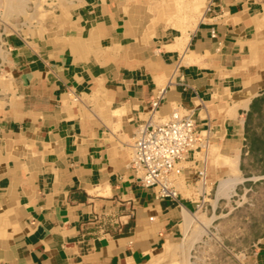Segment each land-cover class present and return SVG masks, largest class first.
<instances>
[{"label":"crops","instance_id":"1","mask_svg":"<svg viewBox=\"0 0 264 264\" xmlns=\"http://www.w3.org/2000/svg\"><path fill=\"white\" fill-rule=\"evenodd\" d=\"M154 3L68 0L61 27L2 37L0 264H140L209 192L259 181L261 3L206 0L182 25ZM173 108L209 132L222 165L194 153L176 196L158 198L127 164L136 125ZM246 258L264 264V234Z\"/></svg>","mask_w":264,"mask_h":264},{"label":"rangeland","instance_id":"2","mask_svg":"<svg viewBox=\"0 0 264 264\" xmlns=\"http://www.w3.org/2000/svg\"><path fill=\"white\" fill-rule=\"evenodd\" d=\"M3 1L0 0V41L4 36L39 35L49 25L59 28L68 16V0H10L4 6ZM205 1L155 0L156 18L167 17L169 23L182 25L202 11ZM259 3V15L264 18V0ZM5 82L4 91L9 81L4 73L0 74V86ZM209 139L208 149H201L199 156L205 154L212 163L222 165ZM176 177L177 182L181 181V174ZM209 193L197 201L177 238L152 252L140 264H247L252 245L264 234V162H259V181L242 180L230 192H215L217 197L214 192Z\"/></svg>","mask_w":264,"mask_h":264},{"label":"built area","instance_id":"3","mask_svg":"<svg viewBox=\"0 0 264 264\" xmlns=\"http://www.w3.org/2000/svg\"><path fill=\"white\" fill-rule=\"evenodd\" d=\"M162 98L163 90H159L151 99L152 114L157 113ZM208 138L209 132L202 130L191 113L173 108L163 116L136 125L127 165L134 170L140 186L152 189L158 198H174L175 177L183 168L181 163L206 149Z\"/></svg>","mask_w":264,"mask_h":264},{"label":"bare ground","instance_id":"4","mask_svg":"<svg viewBox=\"0 0 264 264\" xmlns=\"http://www.w3.org/2000/svg\"><path fill=\"white\" fill-rule=\"evenodd\" d=\"M19 2H21V0H19ZM2 3H3V6H4V5H9L11 2H10V0H9V1H5V0H4ZM221 184L224 186V185H225V182H223V183H221ZM220 190H221V189H220ZM184 217H185V216H184ZM186 218H188V219H186L185 222H188V221L190 220V218H189L188 216H187ZM189 223H190V222H189ZM186 224H187V223H186ZM182 228H183V227H182Z\"/></svg>","mask_w":264,"mask_h":264}]
</instances>
